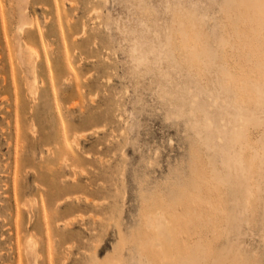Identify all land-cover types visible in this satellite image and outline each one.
I'll use <instances>...</instances> for the list:
<instances>
[{
	"label": "rangeland",
	"instance_id": "374dc122",
	"mask_svg": "<svg viewBox=\"0 0 264 264\" xmlns=\"http://www.w3.org/2000/svg\"><path fill=\"white\" fill-rule=\"evenodd\" d=\"M0 264H264V0H0Z\"/></svg>",
	"mask_w": 264,
	"mask_h": 264
},
{
	"label": "bare ground",
	"instance_id": "6f19581e",
	"mask_svg": "<svg viewBox=\"0 0 264 264\" xmlns=\"http://www.w3.org/2000/svg\"><path fill=\"white\" fill-rule=\"evenodd\" d=\"M168 10V9H167ZM122 28V27H121ZM18 30H20V28L18 29ZM161 41L163 42V40L161 39ZM164 44H166V41H165V43ZM21 48V47H20ZM20 51H21V49H20ZM158 52H160V50L158 51ZM23 55V54H22ZM140 62H144V61H140ZM148 63V62H147ZM149 64V63H148ZM35 82V81H34ZM33 84V83H32ZM34 85V84H33ZM30 91H31V89H30ZM32 92V91H31ZM239 165V164H238ZM240 167V166H239ZM241 170V169H240ZM31 246H32V244H31Z\"/></svg>",
	"mask_w": 264,
	"mask_h": 264
}]
</instances>
